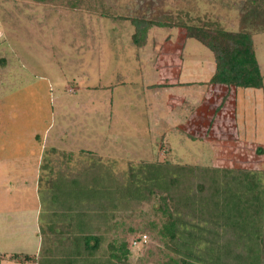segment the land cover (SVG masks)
Returning a JSON list of instances; mask_svg holds the SVG:
<instances>
[{"label":"rangeland","instance_id":"374dc122","mask_svg":"<svg viewBox=\"0 0 264 264\" xmlns=\"http://www.w3.org/2000/svg\"><path fill=\"white\" fill-rule=\"evenodd\" d=\"M244 1L0 0V264H264V184L257 250L249 221L256 211L238 226L224 196L216 197L219 207L211 203L213 184L238 185L239 176L222 168L264 163V152L255 151L264 150V32L252 39L263 86L217 84L204 97L202 81L214 68L210 50L184 39L183 28L156 25L137 46L130 21L170 15L238 29ZM180 48V81L190 83L153 85L160 76L153 65L170 67ZM83 151L119 160L107 194L89 187L91 153ZM140 162L161 171L156 178L146 173L151 184L131 167ZM78 173L87 177L80 187L71 180ZM164 192L176 240L158 230ZM37 198L45 218L35 224ZM86 233L100 237L95 250L84 248ZM20 252L37 258L13 257Z\"/></svg>","mask_w":264,"mask_h":264},{"label":"trees","instance_id":"16d2710c","mask_svg":"<svg viewBox=\"0 0 264 264\" xmlns=\"http://www.w3.org/2000/svg\"><path fill=\"white\" fill-rule=\"evenodd\" d=\"M243 12L241 21L239 22L238 29H226L216 24H212V26L205 27L203 25L196 24H185L178 21L172 20L171 16H164L163 20L157 19H147L143 20L138 17H130L131 23L135 26V31L132 34V42L139 46L146 39V34L148 29L152 25H156L158 27H177L183 28L184 34L183 38H192L197 40L203 46L210 50L213 58H214V71L212 75L208 79V83L211 84H222L232 88L233 90L236 88H261L263 86V76L260 71V66L258 60L256 58V52L253 42L254 33H262L264 32V0H245L243 3ZM182 46V45H181ZM182 60V50L180 48L178 55L174 59V61L170 64V70L174 74L177 72V68H180ZM167 80H161L155 84L162 85L168 84ZM49 151H55V148H51ZM82 151V150H81ZM255 151L260 154H263L264 150L261 147H256ZM262 151V152H261ZM91 153V156L85 155L88 161L85 160L84 170L91 177L89 187L96 190L98 196L101 194H107L113 189V180H115V171L120 164L119 160H104L100 157L96 152L87 151L86 153ZM62 156L65 153H61ZM72 155L70 152L66 157L69 158ZM264 156V154H263ZM47 158V156H44ZM78 158V155H77ZM140 162L136 167L131 165V167H135L136 173L140 174L143 182L147 181L151 184V176H145L146 173H151L154 175V178L160 176V172L153 169L155 165H152V169L148 168V162L143 163V167ZM155 164V163H153ZM151 165V163H149ZM84 166V165H83ZM158 167V166H157ZM159 168V167H158ZM207 167L202 166L203 172ZM135 169L133 171H135ZM224 171L228 172L229 177L233 178L234 176H239L238 185L236 189L231 188L230 186L219 187L213 184L211 189V195L214 197L211 198L212 208H217L221 205L219 202V198L224 196V203L222 206L225 207V210L232 211L235 214H232V218H236L238 222V226L241 225L242 222L248 221L249 216L251 214V209L256 211L253 212V218H251L248 222L250 223V229L252 231L251 241L253 247H256V250L259 249L260 242L262 241V225L261 218H258L256 215L259 213V206L261 201V189L262 184H264V163L262 167H253L252 169L234 171L232 167L222 168ZM143 171L145 174L143 175ZM225 171V172H226ZM159 172V174H158ZM80 174H84L83 171ZM85 174V175H87ZM75 178L71 179L73 183H76L77 186L80 184L82 178H87L86 176L79 178L80 175L75 174ZM110 175V176H109ZM134 172L130 173V176H135ZM56 180L59 185L63 179L56 177H52L51 180ZM177 180V178H174ZM68 183V181H66ZM171 183V181H168ZM88 183V182H87ZM157 183V182H156ZM155 185L154 183H152ZM68 185V184H67ZM66 185V187H67ZM215 185V186H214ZM164 186V185H163ZM80 187V186H78ZM200 188H202L200 186ZM235 190V191H234ZM239 190V191H238ZM67 191V190H65ZM129 191H131L129 189ZM149 193H154V189L149 187L147 190ZM219 197V198H216ZM44 197H42L43 200ZM51 198H57L56 194H52ZM170 195L166 192L159 194V200L161 201L158 205V210L160 214L166 216L163 223L160 224L159 233L162 237L168 238L170 240H176L177 231H176V218L173 216V211L171 205H169ZM41 198L39 199V212L37 220L41 217L45 218L44 212H42V202ZM124 200V199H123ZM169 200V201H168ZM41 201V202H40ZM102 212L106 213V209L104 207L101 208ZM41 213V215H40ZM92 216V213L88 214ZM97 215V214H95ZM100 243V237L98 235L86 233L83 237V246L86 250H95ZM259 245V246H258ZM261 248V246H260ZM258 254V252H256ZM22 256V259L25 260H33L36 259V255L29 253H15L13 257ZM68 264V263H67ZM70 264V263H69ZM167 264H194L191 261L186 259H172V262H168ZM250 264H255L250 262Z\"/></svg>","mask_w":264,"mask_h":264},{"label":"crops","instance_id":"0c3cea01","mask_svg":"<svg viewBox=\"0 0 264 264\" xmlns=\"http://www.w3.org/2000/svg\"><path fill=\"white\" fill-rule=\"evenodd\" d=\"M153 67L156 69V70H159L160 71V76H158L157 77V79H156V81H155V83H157V82H159V81H161V80H164V79H166L167 81V83H168V85L170 86V85H172V86H174V85H176V84H182V83H187V82H189V81H185V82H181L180 81V76H181V70H182V60H181V66H180V68H177V72H176V74H174L173 72H172V70H170V68L169 67H166L163 63L161 64V65H158L157 64V62L153 65ZM214 67H215V63H214ZM213 71H214V68H213ZM213 71L211 72V74H210V76L212 75V73H213ZM158 74V75H159ZM209 76V77H210ZM209 77L208 78H206V80H204V81H202V82H207L208 81V79H209ZM200 82V81H199ZM201 82V83H202ZM155 83H153V85H158V84H155ZM190 83V82H189ZM192 83V82H191ZM205 84V83H204ZM210 88H220L217 84H211V83H208V89L206 88L205 89V92L204 93H202V96H203V94H204V97H206V95L207 94H209V95H211V93L210 92H212V90L210 89ZM223 90V89H222ZM227 91H228V89H227ZM229 92V91H228ZM170 93H172V92H170ZM176 96V95H175ZM184 97V96H183ZM185 98V97H184ZM184 98H182V96H180L179 95V97L177 98H175L174 100H178V99H180V103H181V100L182 99H184ZM12 156V155H11ZM11 156H9V157H11ZM8 157V156H7ZM1 158V157H0ZM12 158V157H11ZM13 159H14V157H13ZM4 160H7V159H4ZM37 202H38V205H37V210L35 211V213H36V217H35V224H37V215H38V212H39V198H37Z\"/></svg>","mask_w":264,"mask_h":264}]
</instances>
